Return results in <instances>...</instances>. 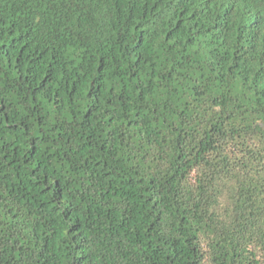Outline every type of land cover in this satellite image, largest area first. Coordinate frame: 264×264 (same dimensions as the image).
Wrapping results in <instances>:
<instances>
[{"label": "trees", "instance_id": "trees-1", "mask_svg": "<svg viewBox=\"0 0 264 264\" xmlns=\"http://www.w3.org/2000/svg\"><path fill=\"white\" fill-rule=\"evenodd\" d=\"M0 264H264V0H0Z\"/></svg>", "mask_w": 264, "mask_h": 264}]
</instances>
